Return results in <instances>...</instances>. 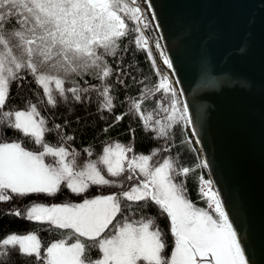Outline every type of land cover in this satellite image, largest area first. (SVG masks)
<instances>
[{"label":"snow or ice","instance_id":"1","mask_svg":"<svg viewBox=\"0 0 264 264\" xmlns=\"http://www.w3.org/2000/svg\"><path fill=\"white\" fill-rule=\"evenodd\" d=\"M126 21H132L135 28L129 29ZM141 24L149 27L137 0H0V122L34 137L42 148L36 152L26 150L19 142H0V202L10 201L13 195L53 197L62 185L76 196H82L91 185L123 189V183L107 177H120L126 172L130 173L126 176L129 181L137 173L143 177L127 190L85 198L79 204H32L24 212L14 210L12 214L29 221L71 229L77 238L71 245L65 240L51 243L42 255L35 232L7 234L0 238V264H8L13 252L21 258L34 257L42 264H249L234 222L219 194L212 190V182L201 178V194L210 208L214 205V215L196 208L186 198L177 177L187 176L191 169L180 166L178 159L169 157L151 164L157 151L129 158L132 147L117 142L105 146L98 160L78 166L74 150L44 142L46 120L37 119L40 113L35 104H29L27 110H4L11 84L30 75L53 108L58 98L67 102L68 93L79 103L86 94L95 92L98 110L112 113L115 105L109 78L113 68L106 57H115L120 49L118 42L133 31L139 33L136 46L152 59ZM156 48L160 49L159 42ZM161 56L171 68L167 55L161 52ZM152 64L155 67V60ZM85 75L101 81L102 86L81 87L77 78ZM153 91L164 94L156 105L165 114L163 119L142 109L144 99ZM130 113L138 115L146 130L166 140L175 126L193 124L188 105L182 104L167 76H162L154 90L131 99L128 112L116 115L114 122L119 123ZM55 129L59 131L61 125L56 124ZM192 135H196L194 129ZM62 139L71 141L74 137ZM84 151L89 157L93 155L91 149ZM49 155L53 163L45 162ZM207 166L206 162L198 165ZM149 202L170 219L174 238L170 255L165 252L164 233L155 219L134 218L132 204L147 207ZM93 248L98 249L95 259L89 254Z\"/></svg>","mask_w":264,"mask_h":264},{"label":"water","instance_id":"2","mask_svg":"<svg viewBox=\"0 0 264 264\" xmlns=\"http://www.w3.org/2000/svg\"><path fill=\"white\" fill-rule=\"evenodd\" d=\"M146 1L249 264H264V0Z\"/></svg>","mask_w":264,"mask_h":264},{"label":"trees","instance_id":"3","mask_svg":"<svg viewBox=\"0 0 264 264\" xmlns=\"http://www.w3.org/2000/svg\"><path fill=\"white\" fill-rule=\"evenodd\" d=\"M129 29L135 28L132 21H126ZM150 34V29L146 28ZM139 33L129 31V34L123 37L118 43L120 49L115 57L108 56L106 60L113 68V75L110 77L113 91L114 110L112 113L99 111V100L95 92L86 94L82 102H76L71 99L68 93V101L59 100L57 107L48 105L46 98L43 97V90L37 86L33 77L25 75L23 81L13 82L11 84L9 98L4 110L16 111L27 109L29 104H35L40 113V117L46 120L44 133V142L51 146H64L69 150H74L78 155L76 157L78 166H82L90 159L97 158L103 148L109 144L121 143L132 147L134 153L142 155H151L157 151L150 161L152 164L162 162L165 158L179 160V165L191 169L187 176L177 177V182H182L186 198L196 207H207L204 199L198 192V175L204 172L201 165V159L197 145L188 131L187 127L181 125L175 126L169 139L160 138L151 130H146L143 122L138 115L130 113L119 123L114 122L116 115L127 113L130 107L131 99H139L142 92L148 89H155L158 84V73L153 67L151 59L145 50L138 48L135 44V38ZM22 75H24L22 73ZM123 80L124 83H119ZM81 87L96 86L101 87L102 83L94 79L91 75H85L83 79L77 78ZM19 85V86H18ZM68 85H66L67 87ZM161 91H153L148 94L142 103V109L145 112H153L154 118L163 119L164 113L157 109V102L163 97ZM165 107L168 106L167 100L163 101ZM60 124L61 129L57 131L55 125ZM112 125L109 127V125ZM108 128L105 132L104 129ZM133 129V131H130ZM73 136L71 141L62 139V137ZM14 141L21 143L22 147L29 151H39L41 146L35 143V139L30 135H24L19 130L9 128L5 123L0 122V142ZM190 141V143H189ZM91 149L93 155L89 157L84 151ZM165 149H168L165 151ZM116 181L117 184L123 183V189L120 187L91 185L82 196H76L71 193L64 185L61 191L53 197L44 195H29L26 197L13 198L7 202H0V238L7 234H23L35 232L41 242V253H45L46 247L51 243L65 240L67 243H74L76 234L71 229H59L48 224H39L29 221L23 216H16L14 210L24 212L33 203L53 204L65 201H78L84 198L112 193L117 194L126 190L129 186V180L125 174L120 177H107ZM128 203V202H125ZM143 202H141V205ZM132 208L136 211L135 219L151 217L155 219L156 225L164 233V239L167 247L165 252L168 254L173 246V237L170 232V219L166 213H162L158 206L149 202L147 207H141L133 203ZM127 214V213H125ZM120 219V217H117ZM115 223V222H114ZM111 231V226H109ZM84 240L85 238H80ZM98 249H91L90 253L93 259L97 258ZM8 264H42V261L32 258H21L15 252Z\"/></svg>","mask_w":264,"mask_h":264},{"label":"rangeland","instance_id":"4","mask_svg":"<svg viewBox=\"0 0 264 264\" xmlns=\"http://www.w3.org/2000/svg\"><path fill=\"white\" fill-rule=\"evenodd\" d=\"M144 0H137V3H138V5L144 10V14H145V17H146V21L149 23V29H150V34H149V32L148 31H146V29L145 28H143V25L141 24L140 25V27H141V30H142V32H143V34H144V36H145V38L148 40V45H147V47L151 50V52H152V59H151V61L152 60H155V68H156V70H157V73H159V75H158V83H159V81H160V79L162 78V76H167L168 77V79H169V81L172 83V86L176 89V91H177V93H178V90H177V87H176V84H174V82L173 81H175L174 80V77H173V74L170 72V70H169V67L164 63V61H163V58H162V56H161V52H163L162 51V49L163 48H161L162 46H160V49H157L156 48V43L157 42H159L158 40V37H157V35H156V32H155V27H154V24L152 25V22L150 21V19L148 18V15H147V12H146V9L144 8V6L142 5V3L141 2H143ZM144 3H145V1H144ZM146 6V5H145ZM147 7V6H146ZM154 27V28H153ZM160 44V43H159ZM161 45V44H160ZM173 80V81H172ZM178 97H179V99L181 100V98H180V95H179V93H178ZM182 106V105H181ZM23 110H27V109H23ZM37 119H39V117H37ZM187 129H188V131L190 132V126L189 127H187ZM190 134H191V132H190ZM192 135V134H191ZM34 138V137H33ZM194 139V138H193ZM195 141V140H194ZM1 142H8V143H11V142H14V141H1ZM113 144H115V143H113ZM198 148V147H197ZM42 150V149H41ZM41 150H39V151H41ZM199 151V150H198ZM36 152H38V151H36ZM100 155H102V151H101V153H100ZM99 155V156H100ZM128 155V157L129 158H131L133 155H142V154H137V153H134V152H130V153H128L127 154ZM99 156L97 157V158H95V159H90V160H88L87 162H89V161H96V160H98V158H99ZM199 156H200V154H199ZM200 159H201V156H200ZM45 162L46 163H53V157L52 156H46L45 157ZM87 162H85V163H87ZM84 163V164H85ZM201 163V162H200ZM153 164V163H152ZM105 174H106V170H105ZM130 173H125V176H127V175H129ZM199 176V175H198ZM143 179V177L142 176H138V173H137V176H135L134 177V179L132 180V181H129V186H128V188L129 187H131V186H133L135 183H137L138 182V180H142ZM127 188V189H128ZM126 189V190H127ZM108 194H112V193H106V194H100V195H108ZM92 197H94V196H92ZM92 197H88V198H92ZM85 199V198H84ZM83 202V199L82 200H78V201H65V202H59V203H53V204H45V203H33V204H43V205H45V206H51V205H54V204H56V205H62V204H79V203H82ZM206 203V202H205ZM32 205V204H31ZM30 205V206H31ZM29 206V207H30ZM203 210L204 211H207V212H209L210 214H212V212L207 208V207H204L203 208ZM212 215H214V214H212ZM25 234H28V233H23V234H19V235H25ZM67 244H69V245H71L72 243H67ZM173 248H174V238H173V246L171 247V249H170V252L168 253V255H170V253H171V251L173 250Z\"/></svg>","mask_w":264,"mask_h":264},{"label":"built area","instance_id":"5","mask_svg":"<svg viewBox=\"0 0 264 264\" xmlns=\"http://www.w3.org/2000/svg\"><path fill=\"white\" fill-rule=\"evenodd\" d=\"M145 1V0H144ZM144 1L143 2H141L142 3V5L144 6V8L146 9V12H147V15H148V17H150V15H149V12H148V10H147V8L145 7V3H144ZM201 178H202V180L203 181H211L212 182V180H211V178L209 177V175L207 174V172L206 171H204V172H202V174L200 175V180H199V191H200V193H201ZM212 190L213 191H215V188H214V185H213V182H212ZM216 192V191H215ZM213 211H214V205H213V207L211 208Z\"/></svg>","mask_w":264,"mask_h":264},{"label":"bare ground","instance_id":"6","mask_svg":"<svg viewBox=\"0 0 264 264\" xmlns=\"http://www.w3.org/2000/svg\"><path fill=\"white\" fill-rule=\"evenodd\" d=\"M146 1V0H145ZM147 2V1H146ZM147 3H145V5H146ZM147 6V8H148V5H146ZM152 19V18H151ZM153 21V24H154V27H155V29H156V31H157V26H156V22H154V20H152ZM161 46H162V44H161ZM162 48H163V46H162ZM164 50V49H163ZM169 70H170V72L173 74V71H172V69L171 68H169ZM174 75V74H173ZM174 80H175V78H174ZM177 87V86H176ZM180 95V94H179ZM203 161H204V159H203ZM205 162V161H204Z\"/></svg>","mask_w":264,"mask_h":264}]
</instances>
